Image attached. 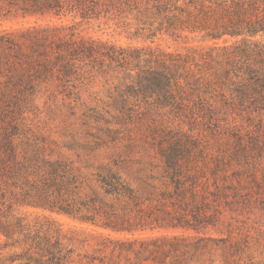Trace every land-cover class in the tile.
I'll return each instance as SVG.
<instances>
[{
  "label": "trees",
  "instance_id": "trees-1",
  "mask_svg": "<svg viewBox=\"0 0 264 264\" xmlns=\"http://www.w3.org/2000/svg\"><path fill=\"white\" fill-rule=\"evenodd\" d=\"M96 77L126 150L86 173L24 115ZM247 222L264 254V0H0V264H264Z\"/></svg>",
  "mask_w": 264,
  "mask_h": 264
},
{
  "label": "rangeland",
  "instance_id": "rangeland-1",
  "mask_svg": "<svg viewBox=\"0 0 264 264\" xmlns=\"http://www.w3.org/2000/svg\"><path fill=\"white\" fill-rule=\"evenodd\" d=\"M79 100L73 102L72 105H66L60 101L56 103H45L43 100H38L37 103L25 111L24 120L29 128L30 135L42 137L46 147H53L55 155L61 154L75 161L76 166H80L86 173H92L94 167L98 164H108L110 157L119 152L126 150L124 141L117 143H108L106 146L96 148L91 151L89 146L94 145L96 141L108 140L106 128H116V124H105L103 121H96L91 117H85L84 112L88 107L94 108L99 112L108 109L112 111V99L110 98L107 86L102 77H96L81 85L78 89ZM133 131L138 128L130 126ZM184 130L188 129V125L183 126ZM81 144V147L68 148L65 145L68 143ZM86 146V147H84ZM146 145L138 141L137 145L132 150L134 157L146 152ZM149 151H152L149 148ZM88 164V168L84 165ZM29 212H32L29 209ZM35 212H33L34 214ZM60 222L67 227L74 224L70 219L57 216ZM244 220L245 216H239ZM247 222L245 231L249 233L250 250L256 260L264 262V254H259L253 243L256 236L254 226ZM244 228V229H246ZM243 229V228H242ZM191 233V232H187ZM213 235L217 236L213 232ZM214 264H220V256L222 250L213 249ZM208 255H203L197 264H208Z\"/></svg>",
  "mask_w": 264,
  "mask_h": 264
}]
</instances>
